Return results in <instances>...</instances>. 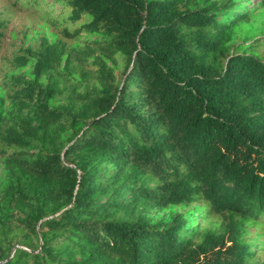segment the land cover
<instances>
[{
	"label": "trees",
	"instance_id": "trees-1",
	"mask_svg": "<svg viewBox=\"0 0 264 264\" xmlns=\"http://www.w3.org/2000/svg\"><path fill=\"white\" fill-rule=\"evenodd\" d=\"M59 1L66 36L106 39L16 57L33 68L0 96V264H259L264 36L232 42L253 0Z\"/></svg>",
	"mask_w": 264,
	"mask_h": 264
},
{
	"label": "rangeland",
	"instance_id": "rangeland-1",
	"mask_svg": "<svg viewBox=\"0 0 264 264\" xmlns=\"http://www.w3.org/2000/svg\"><path fill=\"white\" fill-rule=\"evenodd\" d=\"M264 0H253L251 7L253 14L249 20L239 21L233 39L235 45H248L255 39L264 36ZM71 9L64 5L59 0H0V20L6 21L4 36L1 40L0 52V96L7 98L9 94L15 92L18 88L17 77L19 74L31 76L33 63L25 67H19L16 62V57L19 55L29 56L27 48L39 50L43 38L48 37L51 42H61L68 46H75L79 49L91 46L95 55H100L102 51L98 44L106 37L98 33L83 32L77 38L68 37L64 34L65 28L73 32L78 26V23H72L67 16ZM264 47L256 51L263 53ZM256 53V54H257ZM95 55L90 57L85 64L91 69L88 77V82L92 84L95 80L93 77L94 71L98 69ZM118 63L115 65L112 60L108 59V63L115 67L117 80L120 82L124 76L126 66V57L117 53ZM63 63L64 60H63ZM67 88H79V91L84 90L85 79L80 75L79 70L70 74L69 70L64 72ZM60 80H62L60 78ZM63 88V83L61 85ZM63 89V93L58 96V104L67 101L69 90ZM9 104V100L6 101ZM168 211H163L159 215L166 214ZM210 221V220H209ZM204 222L210 226L212 223L220 222V217L214 216L211 221ZM259 264H264V252L260 254Z\"/></svg>",
	"mask_w": 264,
	"mask_h": 264
}]
</instances>
